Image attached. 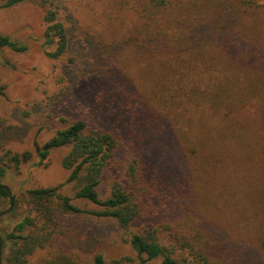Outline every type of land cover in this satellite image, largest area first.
Listing matches in <instances>:
<instances>
[{
  "label": "rangeland",
  "instance_id": "obj_1",
  "mask_svg": "<svg viewBox=\"0 0 264 264\" xmlns=\"http://www.w3.org/2000/svg\"><path fill=\"white\" fill-rule=\"evenodd\" d=\"M164 2L166 5L156 0H23L0 7V34L27 46L24 52L0 47V155L7 150L32 152L29 161L17 170L9 165L1 177L12 199L0 196V264L13 246L6 233L16 223L26 216L32 218L36 225L23 229L31 233L43 222L23 196L27 189L59 185L57 191L70 196L73 204L91 206L75 198L73 182L65 181L69 170L61 160L69 148L52 149L39 163L33 141L42 144L75 117L72 106L81 101L82 95L91 93L93 98L83 75V63L90 56L93 42L113 43L133 37L141 41L156 33L167 42H151L152 47L175 51L184 46L190 25L208 20L215 12V0ZM228 2L235 9L236 29L264 48V0ZM48 9L54 11L67 34L66 50L56 58L46 53L54 49V44L44 42L43 16ZM172 55L167 57L171 64L181 67L180 59ZM117 58L137 85L135 91L148 100V84L153 80L150 67L144 66L132 45L120 50ZM161 58L164 56L156 57L154 63ZM195 100L188 105L190 110L200 105ZM202 107L196 114L173 112L177 116L178 125L172 122L177 136L169 131L168 138H158L161 151L150 157L162 173L181 175L185 183L182 187L191 196L183 211L161 221L169 228H161L157 234L161 242L174 248L180 261L189 264H264V105L253 104L229 114L221 106L216 113ZM223 131L227 136L220 138ZM170 142L179 147L176 157L180 155L183 173L179 169L173 174L168 168ZM100 190L106 193L105 188ZM49 238L29 256L30 261L58 258L72 264H94L95 255L101 254L106 264L114 258L123 259L120 264H138L135 252L109 219L70 215L58 220L57 231Z\"/></svg>",
  "mask_w": 264,
  "mask_h": 264
},
{
  "label": "trees",
  "instance_id": "obj_2",
  "mask_svg": "<svg viewBox=\"0 0 264 264\" xmlns=\"http://www.w3.org/2000/svg\"><path fill=\"white\" fill-rule=\"evenodd\" d=\"M21 1L5 0L0 7ZM228 1L215 0V12L208 20L190 25L184 46L175 51L152 47L151 42L159 45L167 42L156 33L140 38L141 41L133 37L113 43L93 42L90 56H86L83 63L84 80L89 85L88 91H93V98L91 93L82 95L81 101L72 106L75 117L42 144L33 141L39 163L52 149L69 148L61 160L62 166L69 170L65 181L73 182L75 198L91 206L80 208L73 204L70 196L57 191L59 185L27 189L23 196L43 222L38 230L24 233L26 226L36 225L26 216L6 233L13 246L5 255L4 264H72L58 258L34 263L29 256L49 241L51 233L57 231L58 220L74 214L113 221L123 240L135 252L138 264L154 259H159L157 264H189L180 261L173 253L174 248L161 242L157 234L161 228H169L161 221L183 211L191 200L182 187L185 184L182 176L175 174L179 169L183 173L180 155L176 157L179 147L170 139L168 168L175 176L162 173L150 157L161 151L158 138H168L169 131L177 136L172 123L177 119L173 114L177 110L196 114L204 106L210 113H216L221 106L225 114H229L253 104L264 105V48L236 29L235 9ZM156 3L166 5L164 0H156ZM43 19L46 23L44 42L54 44V49L46 53L52 58L59 57L67 47L65 27L56 20L52 10H46ZM127 45H132L145 62L144 66L150 67L153 80L148 84V100L140 91H135L137 85L120 67L117 56ZM0 47L16 52L27 49L25 44L4 34H0ZM172 54L180 59L181 67L171 64L167 57H173ZM160 56L164 58L154 63ZM194 99H198L195 102L200 105L190 110L188 105ZM199 120L201 124L204 117ZM225 132L220 138L227 136ZM211 134L215 136L213 131ZM186 150L190 152L187 145ZM166 156L163 154L164 158ZM31 157L29 150L21 153L7 150L0 155V196L8 195L1 177L9 165L17 170ZM101 188L106 189L105 194ZM122 260L114 258L107 264H120ZM93 261L106 264L101 254H96Z\"/></svg>",
  "mask_w": 264,
  "mask_h": 264
},
{
  "label": "water",
  "instance_id": "obj_3",
  "mask_svg": "<svg viewBox=\"0 0 264 264\" xmlns=\"http://www.w3.org/2000/svg\"><path fill=\"white\" fill-rule=\"evenodd\" d=\"M4 187L7 189V191H8V195H9V198H10V200H11L12 197H11V194H10V191H9L8 187H7L6 185H4Z\"/></svg>",
  "mask_w": 264,
  "mask_h": 264
}]
</instances>
